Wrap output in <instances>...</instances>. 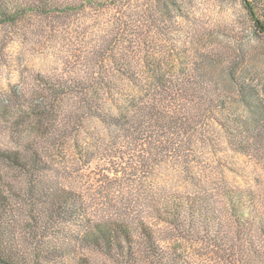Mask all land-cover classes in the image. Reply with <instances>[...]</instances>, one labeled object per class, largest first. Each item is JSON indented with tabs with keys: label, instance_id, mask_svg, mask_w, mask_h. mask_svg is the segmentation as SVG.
<instances>
[{
	"label": "trees",
	"instance_id": "16d2710c",
	"mask_svg": "<svg viewBox=\"0 0 264 264\" xmlns=\"http://www.w3.org/2000/svg\"><path fill=\"white\" fill-rule=\"evenodd\" d=\"M242 3L254 34L264 37V0ZM32 17L46 24L41 38L67 31L68 45L78 43L63 68L34 71L24 88L0 99V127L11 138L0 143V164L12 171L0 168V264H197L163 245L171 238L211 247L221 264H264V192L151 193V214L168 226L161 235L133 214L95 220L69 167L49 151L74 150L83 169L114 175L122 163L150 162L128 147L153 150L156 134L186 132L238 103L255 129L226 116L215 121L229 148L251 155L264 145V87L243 71L253 53L245 37L228 24L198 23L194 0H0L8 42L27 36ZM206 36L231 43L201 47Z\"/></svg>",
	"mask_w": 264,
	"mask_h": 264
},
{
	"label": "rangeland",
	"instance_id": "374dc122",
	"mask_svg": "<svg viewBox=\"0 0 264 264\" xmlns=\"http://www.w3.org/2000/svg\"><path fill=\"white\" fill-rule=\"evenodd\" d=\"M194 2L198 23L205 26L228 24L239 36L245 37V44L253 53L245 63L243 71L264 87V37L258 38L254 34V26L242 0ZM109 16L112 17L110 12L104 17L107 19ZM25 21L27 36L17 43L8 42L11 38L3 36L0 32V40L5 38V42L0 45V99L10 96L14 90L24 88L34 71L54 72L63 68L67 52L73 44L78 43L72 38L74 43L68 45L70 42L66 38L71 37V34L67 31L66 38L63 33L58 37L53 36L52 39L41 38L37 35L41 31L38 27L46 25L45 22L33 17ZM75 27L76 24L71 27V32L77 33ZM44 28L45 26L42 31ZM203 43L229 45L231 40L223 36H206L199 45ZM3 57L7 58L10 65H3ZM214 114L212 118L207 115L200 117L201 121L186 128V132L182 129L183 133H167L164 136L156 134L155 140L151 142L156 146L153 150H150L152 146L146 144L128 147L129 152L137 157H149L150 162L143 166L122 163L123 166L118 167L119 172L114 175L104 176V171L100 168L83 169L80 157L74 150H62V154L58 152V148L49 151L51 158L60 166L69 167V181L81 188L87 196L91 215L95 220L116 219L115 214L118 212L133 214L143 217L157 232L164 235L168 226L151 214V193L155 194L161 190L198 193L205 189L219 192L227 186L264 192V145L251 155L239 153L229 148L219 123L215 121L217 116H226L241 125L255 129L254 118L238 103H228L226 108ZM30 133L31 138H38L40 135L38 132ZM10 140L7 130L0 127V143H10ZM0 168L12 173L11 169L3 164H0ZM262 243L264 248L263 239ZM163 245L184 252L197 264H221L220 256L211 247L201 243L171 238L163 241ZM85 255L90 257L87 252ZM89 261H94V258L90 257Z\"/></svg>",
	"mask_w": 264,
	"mask_h": 264
}]
</instances>
